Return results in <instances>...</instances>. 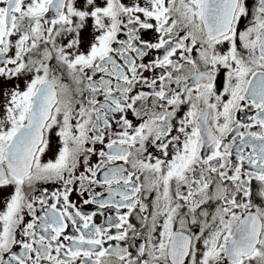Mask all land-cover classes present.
I'll return each instance as SVG.
<instances>
[{"label": "snow or ice", "instance_id": "6c2138e0", "mask_svg": "<svg viewBox=\"0 0 264 264\" xmlns=\"http://www.w3.org/2000/svg\"><path fill=\"white\" fill-rule=\"evenodd\" d=\"M0 264H264V0H0Z\"/></svg>", "mask_w": 264, "mask_h": 264}]
</instances>
